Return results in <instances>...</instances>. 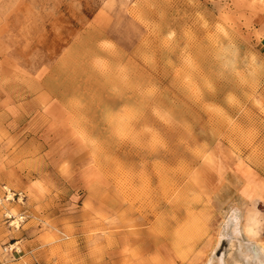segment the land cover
<instances>
[{
  "label": "rangeland",
  "instance_id": "obj_1",
  "mask_svg": "<svg viewBox=\"0 0 264 264\" xmlns=\"http://www.w3.org/2000/svg\"><path fill=\"white\" fill-rule=\"evenodd\" d=\"M231 242L264 247V0H0V264Z\"/></svg>",
  "mask_w": 264,
  "mask_h": 264
},
{
  "label": "bare ground",
  "instance_id": "obj_2",
  "mask_svg": "<svg viewBox=\"0 0 264 264\" xmlns=\"http://www.w3.org/2000/svg\"><path fill=\"white\" fill-rule=\"evenodd\" d=\"M233 235L236 237L237 233V217H234L233 220ZM257 246V245H256ZM231 249L235 248V254L230 253L227 260L224 261L222 257L219 259L210 258L206 264H264V247L257 246L255 252L250 250L248 246H242L241 244H235L231 242ZM233 250V249H232Z\"/></svg>",
  "mask_w": 264,
  "mask_h": 264
},
{
  "label": "built area",
  "instance_id": "obj_3",
  "mask_svg": "<svg viewBox=\"0 0 264 264\" xmlns=\"http://www.w3.org/2000/svg\"><path fill=\"white\" fill-rule=\"evenodd\" d=\"M6 196L8 199L13 200L15 196H17V198L21 197L20 193H15V192H11L10 190H6ZM23 217H19L17 222H22Z\"/></svg>",
  "mask_w": 264,
  "mask_h": 264
}]
</instances>
